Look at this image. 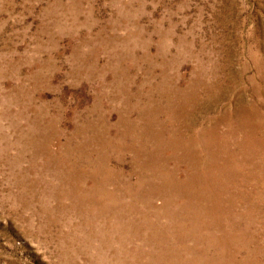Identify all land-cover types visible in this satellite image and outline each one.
Segmentation results:
<instances>
[{
  "label": "rangeland",
  "instance_id": "rangeland-1",
  "mask_svg": "<svg viewBox=\"0 0 264 264\" xmlns=\"http://www.w3.org/2000/svg\"><path fill=\"white\" fill-rule=\"evenodd\" d=\"M0 264H264V0H0Z\"/></svg>",
  "mask_w": 264,
  "mask_h": 264
},
{
  "label": "bare ground",
  "instance_id": "bare-ground-1",
  "mask_svg": "<svg viewBox=\"0 0 264 264\" xmlns=\"http://www.w3.org/2000/svg\"><path fill=\"white\" fill-rule=\"evenodd\" d=\"M118 104V103H117Z\"/></svg>",
  "mask_w": 264,
  "mask_h": 264
}]
</instances>
